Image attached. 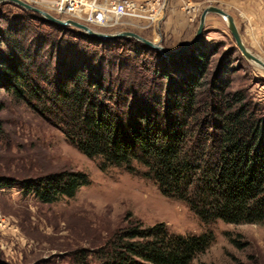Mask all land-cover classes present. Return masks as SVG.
Wrapping results in <instances>:
<instances>
[{"label":"trees","instance_id":"obj_1","mask_svg":"<svg viewBox=\"0 0 264 264\" xmlns=\"http://www.w3.org/2000/svg\"><path fill=\"white\" fill-rule=\"evenodd\" d=\"M1 34L0 92L58 126L102 170L143 167L205 223L264 222V112L246 90H232L222 66L212 73L198 47L168 58L134 38L93 37L36 12L14 17ZM89 183L72 170L0 177V189L19 184L44 202ZM213 239L129 219L92 252L77 251L74 264H196Z\"/></svg>","mask_w":264,"mask_h":264},{"label":"rangeland","instance_id":"obj_2","mask_svg":"<svg viewBox=\"0 0 264 264\" xmlns=\"http://www.w3.org/2000/svg\"><path fill=\"white\" fill-rule=\"evenodd\" d=\"M24 1L61 16L54 8L56 1ZM173 5L194 18L189 38L182 36L179 40L172 30H167ZM209 5L218 6L233 16L246 47L264 61V0H166L161 21L149 28L128 24L92 28L109 33L129 29L175 49L194 37L200 15ZM31 12L34 11L12 2L2 3L0 41L1 30L14 17ZM197 47L209 56L212 73L222 66L220 74L230 76L232 90H246L264 112V68L242 54L223 16L213 12L207 15ZM4 51L5 46L1 44L0 53ZM0 100L6 102V108L0 112V177L21 182L72 170L83 171L90 179L75 196H60L52 202L42 201L19 184L0 189V262L74 264L77 251L92 252L129 219H138L146 226L164 222L173 234L211 232L214 239L195 257L196 264H264V222L205 223L187 203L164 195L154 180L143 175V167L137 165L138 172L117 166L102 170L98 158L79 151L58 126L30 105L4 90L0 92Z\"/></svg>","mask_w":264,"mask_h":264},{"label":"built area","instance_id":"obj_3","mask_svg":"<svg viewBox=\"0 0 264 264\" xmlns=\"http://www.w3.org/2000/svg\"><path fill=\"white\" fill-rule=\"evenodd\" d=\"M165 7L166 0H57L54 5L62 19L110 28L126 24L149 28L161 21Z\"/></svg>","mask_w":264,"mask_h":264},{"label":"water","instance_id":"obj_4","mask_svg":"<svg viewBox=\"0 0 264 264\" xmlns=\"http://www.w3.org/2000/svg\"><path fill=\"white\" fill-rule=\"evenodd\" d=\"M4 2L15 3V4L21 6L25 9L32 10V11L42 15L45 19H47L53 23H57V24L62 25V26H71V27L78 28V29L84 31L85 33H87L88 35L93 36V37L107 39V40H113V39L123 38V37L134 38V39L144 43L145 45H147L153 49L158 50L161 54H163L165 57H168V58L179 56L187 50L196 48L200 44V41L203 37L207 15L211 12L217 13V14H219L225 18L227 25L229 27V30L231 31V34L233 35V37L236 41V44H237L238 48L240 49V51L242 52V54L248 60L257 63L259 66L264 68V61L261 58L257 57L256 55H254L246 47L245 43L243 42V39L241 37V34L239 32V29H238L235 21H234L233 16L229 12H227L226 10H224L218 6L209 5L203 9V11L200 15L199 25H198V28L196 30V33L190 41L182 44L178 48L168 49V48L164 47L162 44L156 43L155 41L148 39V38L140 35L139 33L135 32V31L124 29V30H120V31L115 32V33L100 32V31L93 29L89 25L78 22L76 20L62 19L60 17H57V16L51 14L50 12H48L44 9H41L39 7H36V6L26 2L24 0H0V5Z\"/></svg>","mask_w":264,"mask_h":264},{"label":"crops","instance_id":"obj_5","mask_svg":"<svg viewBox=\"0 0 264 264\" xmlns=\"http://www.w3.org/2000/svg\"><path fill=\"white\" fill-rule=\"evenodd\" d=\"M42 1L51 3L57 0H42ZM138 1H144V0H138ZM171 13L172 15L171 14L168 15L169 18L167 20V30L168 31L172 30L175 37L178 38L179 40L182 36L185 38H189L192 34V30L194 29V18L190 15H187L185 11H183L182 9L181 10L178 9L174 5L173 8L171 9Z\"/></svg>","mask_w":264,"mask_h":264}]
</instances>
